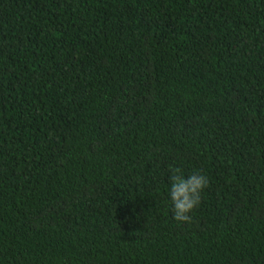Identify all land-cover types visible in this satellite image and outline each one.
Returning <instances> with one entry per match:
<instances>
[{"label": "trees", "instance_id": "1", "mask_svg": "<svg viewBox=\"0 0 264 264\" xmlns=\"http://www.w3.org/2000/svg\"><path fill=\"white\" fill-rule=\"evenodd\" d=\"M0 264H264V0H0Z\"/></svg>", "mask_w": 264, "mask_h": 264}, {"label": "clouds", "instance_id": "2", "mask_svg": "<svg viewBox=\"0 0 264 264\" xmlns=\"http://www.w3.org/2000/svg\"><path fill=\"white\" fill-rule=\"evenodd\" d=\"M171 187L169 196L173 204L174 219L178 222L193 220L192 213L201 203V192L208 186L209 180L201 171L193 172L187 177L178 167L170 169Z\"/></svg>", "mask_w": 264, "mask_h": 264}]
</instances>
